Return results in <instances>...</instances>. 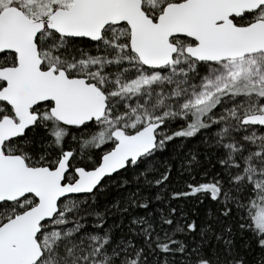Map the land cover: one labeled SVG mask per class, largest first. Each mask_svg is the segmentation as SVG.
<instances>
[{"label": "snow or ice", "instance_id": "6c2138e0", "mask_svg": "<svg viewBox=\"0 0 264 264\" xmlns=\"http://www.w3.org/2000/svg\"><path fill=\"white\" fill-rule=\"evenodd\" d=\"M0 264H264V0H0Z\"/></svg>", "mask_w": 264, "mask_h": 264}, {"label": "trees", "instance_id": "16d2710c", "mask_svg": "<svg viewBox=\"0 0 264 264\" xmlns=\"http://www.w3.org/2000/svg\"><path fill=\"white\" fill-rule=\"evenodd\" d=\"M195 144V141H193L189 146L192 147ZM203 159V157H202ZM205 168L208 169V171L211 173L213 169H211L207 164H205ZM128 179H132L133 174L131 172L126 174ZM211 176L204 177L202 175H197L195 177V180L193 181L191 177L188 175H181L179 174V171L177 168H174L172 173H171V179L168 182L169 187L167 189L168 192L172 191H182L185 190V185L188 182H206L209 180ZM117 183L120 180V177L115 178ZM103 183L107 184V192L105 195H101L99 199V205L101 208H103L106 204L112 203L114 200L120 199L122 196H126L128 191H134L135 186L130 184L127 189H120L118 188L115 184L108 183V180L106 179ZM172 207H180L183 208L185 211H190L191 213V218L192 219H197L199 218L202 220L205 215V211L208 207L207 204L204 205H197L195 203L194 199H189L187 201L185 200H180V201H172L171 203ZM142 214V213H141ZM111 223V221H109ZM258 252V250H257ZM256 252L254 253H248V259L250 261H254Z\"/></svg>", "mask_w": 264, "mask_h": 264}, {"label": "water", "instance_id": "95a60500", "mask_svg": "<svg viewBox=\"0 0 264 264\" xmlns=\"http://www.w3.org/2000/svg\"><path fill=\"white\" fill-rule=\"evenodd\" d=\"M106 179H107V178H106ZM106 179H105V180H106ZM102 183H103V182H102Z\"/></svg>", "mask_w": 264, "mask_h": 264}]
</instances>
